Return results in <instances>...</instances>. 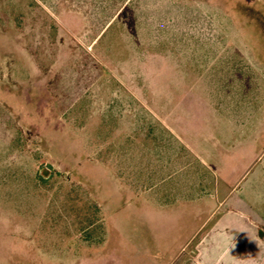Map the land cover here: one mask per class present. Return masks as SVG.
Returning <instances> with one entry per match:
<instances>
[{
    "label": "rangeland",
    "instance_id": "obj_1",
    "mask_svg": "<svg viewBox=\"0 0 264 264\" xmlns=\"http://www.w3.org/2000/svg\"><path fill=\"white\" fill-rule=\"evenodd\" d=\"M0 264H264V0H0Z\"/></svg>",
    "mask_w": 264,
    "mask_h": 264
}]
</instances>
